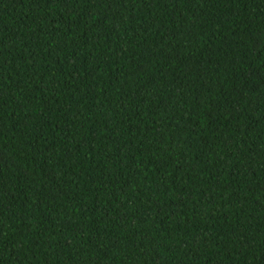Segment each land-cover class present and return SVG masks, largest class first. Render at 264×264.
Here are the masks:
<instances>
[{"label": "trees", "instance_id": "1", "mask_svg": "<svg viewBox=\"0 0 264 264\" xmlns=\"http://www.w3.org/2000/svg\"><path fill=\"white\" fill-rule=\"evenodd\" d=\"M0 264H264V0H0Z\"/></svg>", "mask_w": 264, "mask_h": 264}]
</instances>
